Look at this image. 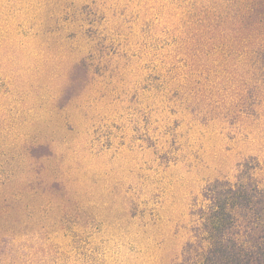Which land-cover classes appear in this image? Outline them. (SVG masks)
I'll list each match as a JSON object with an SVG mask.
<instances>
[{
    "label": "rangeland",
    "instance_id": "374dc122",
    "mask_svg": "<svg viewBox=\"0 0 264 264\" xmlns=\"http://www.w3.org/2000/svg\"><path fill=\"white\" fill-rule=\"evenodd\" d=\"M246 167L264 0H0V264H191Z\"/></svg>",
    "mask_w": 264,
    "mask_h": 264
},
{
    "label": "trees",
    "instance_id": "16d2710c",
    "mask_svg": "<svg viewBox=\"0 0 264 264\" xmlns=\"http://www.w3.org/2000/svg\"><path fill=\"white\" fill-rule=\"evenodd\" d=\"M246 170L234 183L208 185L201 216L208 247L191 264H264V181Z\"/></svg>",
    "mask_w": 264,
    "mask_h": 264
}]
</instances>
